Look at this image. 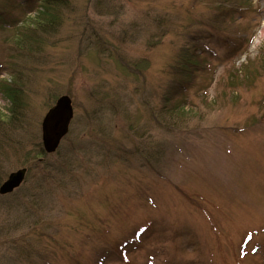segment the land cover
I'll list each match as a JSON object with an SVG mask.
<instances>
[{"label": "rangeland", "instance_id": "obj_1", "mask_svg": "<svg viewBox=\"0 0 264 264\" xmlns=\"http://www.w3.org/2000/svg\"><path fill=\"white\" fill-rule=\"evenodd\" d=\"M216 1L56 0L43 34L37 0H0V184L27 169L0 264H264V0ZM183 48L200 68L172 92Z\"/></svg>", "mask_w": 264, "mask_h": 264}, {"label": "trees", "instance_id": "obj_2", "mask_svg": "<svg viewBox=\"0 0 264 264\" xmlns=\"http://www.w3.org/2000/svg\"><path fill=\"white\" fill-rule=\"evenodd\" d=\"M51 1H56V0H48V3H47V0H37L42 10H38L36 13L37 17L36 16L33 17V20H32L33 23L31 24V26H33L32 30H40L43 32V34H48L50 33V31H53L56 26H58L60 22V15L59 13H57L58 11L53 12V10L55 7L56 9L59 10L60 7L62 6L59 5L60 3H54V2L50 3ZM226 2L227 0H217L216 6L219 7L225 4ZM229 9L234 10L236 9V7L231 6ZM24 40L30 41L31 34L30 36L22 40H18V42L20 41L22 44H24ZM198 58L199 57H197V55L194 54L193 51H190L187 48H183L180 50V53L177 56V60L175 61L174 66L171 67L172 74L175 75L176 78L178 77V79H176L177 80L176 83L173 84L171 87L173 89L172 92L176 90L182 91L186 89L187 85L190 83V80L195 78L196 76L195 74L200 68L199 66L195 65V61L199 60ZM171 95L172 93L170 94V96H167V97L171 98ZM16 98L17 97H15V100L13 99L15 109L11 111L12 113L18 112L20 108L21 101L19 99L16 100ZM163 100L165 104L169 102L168 98L166 97H164ZM177 107L178 106L174 107L175 110ZM39 150H40L39 152L43 151L41 149ZM42 153L45 154L44 152Z\"/></svg>", "mask_w": 264, "mask_h": 264}, {"label": "water", "instance_id": "obj_3", "mask_svg": "<svg viewBox=\"0 0 264 264\" xmlns=\"http://www.w3.org/2000/svg\"><path fill=\"white\" fill-rule=\"evenodd\" d=\"M73 118L71 99L60 96L48 109L41 122V143L45 153H54L61 140L67 135L70 122ZM27 169L22 168L10 173L0 184V196L11 194L18 189L25 179Z\"/></svg>", "mask_w": 264, "mask_h": 264}]
</instances>
